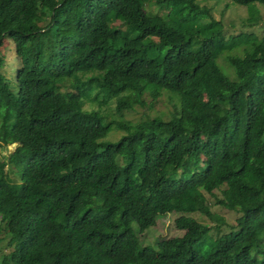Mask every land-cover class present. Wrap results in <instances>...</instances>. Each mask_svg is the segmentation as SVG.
I'll return each mask as SVG.
<instances>
[{"label":"trees","instance_id":"16d2710c","mask_svg":"<svg viewBox=\"0 0 264 264\" xmlns=\"http://www.w3.org/2000/svg\"><path fill=\"white\" fill-rule=\"evenodd\" d=\"M222 1L231 33L206 0H0V264H264V0Z\"/></svg>","mask_w":264,"mask_h":264},{"label":"rangeland","instance_id":"374dc122","mask_svg":"<svg viewBox=\"0 0 264 264\" xmlns=\"http://www.w3.org/2000/svg\"><path fill=\"white\" fill-rule=\"evenodd\" d=\"M206 6L210 7L211 9V12H212V15L214 16V18H220L224 25L226 26L224 28L225 32L226 33H231L233 31H235L238 27L241 26V23H242V18L241 17H244V14H245V9L243 8H236L235 11H230V10H224L223 11V14L220 13L221 10H222V6H223V1L222 0H206ZM119 21V20H118ZM229 22H232L231 24ZM260 23H264V15L261 16V21ZM228 24H230V26H228ZM248 29V28H247ZM8 46L9 47V43L6 42V40H3V48L1 49V53H6L5 51V47ZM10 52V51H9ZM8 54V53H7ZM5 62L6 64H8V66H6V71H5V75L7 76V78H12V75H11V70H10V67H11V60H10V57L9 55H5ZM13 62V61H12ZM221 63H223L222 61H220ZM167 106V103H161L159 105V108L160 109H165ZM137 110L140 111V109L137 108ZM127 118L129 119H136L138 117V113H131V114H128L126 115ZM120 134V132H112V138H116L118 137V135ZM13 174H11L12 176ZM217 211L222 214V216H224V218L228 221V222H232L233 219L237 216L236 213H233V212H230V211H221L219 209H217ZM194 219H196L198 222H209L207 219H205L203 216L201 215H198L196 213H192L190 214ZM166 218L164 219V217L160 216L158 217L157 219V222L158 224L160 225V222L162 223V218L164 219L163 221V227L161 229V232L157 229H154V232L155 235H158V234H167L169 236H172V235H179L182 231L180 230H177V229H170V224L172 223V220L174 219L175 216H177V214H171V213H168L166 214ZM151 230L150 229H147L145 230L144 232L147 234L149 233V231ZM150 243V242H149ZM3 244V241L0 242V245ZM2 247H0V251H2Z\"/></svg>","mask_w":264,"mask_h":264}]
</instances>
